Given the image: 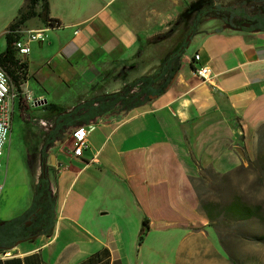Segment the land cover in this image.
<instances>
[{
	"label": "crops",
	"instance_id": "1",
	"mask_svg": "<svg viewBox=\"0 0 264 264\" xmlns=\"http://www.w3.org/2000/svg\"><path fill=\"white\" fill-rule=\"evenodd\" d=\"M48 1L58 24L23 26L47 29L45 40L31 42L30 54L20 56L26 79L10 99L11 132L17 110L36 128V144L28 150L33 189L24 204L12 193L0 196V264H180L198 244L218 245L200 189L209 171L226 174L245 165L264 137V0H214L223 16L196 20L169 87L148 97L135 87L128 94L142 95L126 105L98 99L153 74L182 45L188 30H176L171 44L155 38L177 28L196 0ZM25 3L0 0V53ZM245 21L254 26L224 27ZM203 66L210 80L195 73ZM27 92L38 101L28 102ZM32 107L41 109L39 121L49 130L27 113ZM89 126L88 146L75 156L73 134ZM42 155L49 190L35 204L36 187L40 193L46 188ZM10 170L1 168L0 176L3 191L13 192L21 186ZM46 199L54 200L53 208ZM33 206L44 210L37 224L24 216ZM145 219L149 230L139 243ZM24 232L40 233L26 238Z\"/></svg>",
	"mask_w": 264,
	"mask_h": 264
},
{
	"label": "rangeland",
	"instance_id": "2",
	"mask_svg": "<svg viewBox=\"0 0 264 264\" xmlns=\"http://www.w3.org/2000/svg\"><path fill=\"white\" fill-rule=\"evenodd\" d=\"M38 23H41L39 17H34L27 22V26L33 27ZM215 23L220 24L221 22ZM175 37L164 41L169 42L168 44L175 43L177 41ZM4 43L5 39L2 38L0 49H4ZM185 53L188 57H192L193 46L188 47ZM31 87L32 89L39 88L34 78L31 79ZM15 92L20 94L22 90L17 89ZM27 113L36 121L43 117L41 109L37 110L34 107L28 109ZM35 135L36 128L24 123L17 110L10 142L1 162L4 172L10 165L11 177L17 174L16 186H21V188L13 189V192L7 188L3 191L5 176H0V196L12 193L10 196L19 201V204L26 202L27 192L33 189L32 175L28 166V150L32 149L31 144H36ZM203 184L200 189L202 200L226 204L238 196L248 204H261L264 209V137H259L253 156L248 158L245 165L226 174L209 171ZM215 230L218 245L206 240L197 245L194 256L190 254V258L181 260L180 264H264V219L254 218L239 223L224 221Z\"/></svg>",
	"mask_w": 264,
	"mask_h": 264
},
{
	"label": "trees",
	"instance_id": "3",
	"mask_svg": "<svg viewBox=\"0 0 264 264\" xmlns=\"http://www.w3.org/2000/svg\"><path fill=\"white\" fill-rule=\"evenodd\" d=\"M213 0H196L189 4L180 14L179 20L180 24L188 25L192 20H194L199 14H201V9L209 6ZM212 10L204 15L206 16H218L222 17V13L217 7H212ZM34 17H39L40 21L46 24V26H56L58 21L50 16V7L48 0H26L25 5L21 8L18 17L10 25L8 32L6 34L7 46L5 51L0 53V66L3 67L8 73L11 86L21 90V85L26 79V62L22 61L18 51L14 47V42H16L21 35L16 33L15 30L23 27L27 21ZM177 28H172L165 32L164 34L156 37L155 39L163 38L166 39L170 37ZM176 52H170L157 66L156 71L153 74H147L140 77L138 80L131 83V85L121 92L107 94L104 97L98 99V101H108L111 98L121 101L123 104H128L127 101H133L139 98L142 94L145 97L151 95H158L164 91L172 82L174 72L173 66L176 65ZM176 69V68H175ZM174 69V70H175ZM140 87L141 95H129L128 91H132L135 87ZM156 89H154V88ZM129 88V89H128ZM124 94V95H123ZM128 95V96H127ZM126 96L128 98H126ZM48 177H43L40 180L41 185L46 188L40 193V185L36 187L34 193V203H39L40 198L45 197L48 194L47 188L48 183L46 180ZM39 201V202H38ZM46 206L50 209L54 207V200L46 199ZM33 206L30 210L25 213V217L34 209ZM42 209V207L40 208ZM44 209V208H43ZM201 209L210 221L213 228H217L221 222H245L254 218L264 219V209L261 204H248L244 202L240 197L235 196L232 201L221 204L220 202L212 200H201ZM46 210V209H45ZM44 213V212H43ZM42 213V215H43ZM48 213V212H47ZM48 215V214H47ZM149 230V222L145 219L142 224V229L139 235V243H142L145 239Z\"/></svg>",
	"mask_w": 264,
	"mask_h": 264
},
{
	"label": "built area",
	"instance_id": "4",
	"mask_svg": "<svg viewBox=\"0 0 264 264\" xmlns=\"http://www.w3.org/2000/svg\"><path fill=\"white\" fill-rule=\"evenodd\" d=\"M45 28H38L32 30H25L23 27H20L15 30L16 33L20 34L21 37L14 42V47L18 51V54L21 57L28 56L31 52L30 43L33 41L42 42L46 38ZM26 34V37H23ZM195 60L200 59V55L196 54L194 56ZM195 73L201 77L203 80L211 79V71L209 67L203 66L195 69ZM14 87L11 86V80L6 72V70L0 66V169L2 168L1 159L5 154L6 147L10 140L11 129H12V111L10 108V99L15 96ZM25 98L28 102L35 103L38 100L32 98L31 93L27 92ZM32 122H35L34 119L30 118ZM41 126L49 129L50 125L47 121H39ZM93 126L89 128H79L73 134V146L72 150L75 156H82L84 150L87 148V134L89 130L93 129Z\"/></svg>",
	"mask_w": 264,
	"mask_h": 264
},
{
	"label": "flooded vegetation",
	"instance_id": "5",
	"mask_svg": "<svg viewBox=\"0 0 264 264\" xmlns=\"http://www.w3.org/2000/svg\"><path fill=\"white\" fill-rule=\"evenodd\" d=\"M214 1V0H213ZM250 1V0H249ZM211 4L208 6L210 7L207 11H204V12H201V14H199L194 20H192L188 25H184V24H178L179 26H177V30H188V33L186 34V37H185V40L183 41L182 45L179 46V48H176L174 51L176 52L175 54V57L177 56H180L183 49L185 48V46L187 45L188 43V40L187 38H190L192 36V34H194L198 28H196L197 26V21L199 17H204V15L206 13H208L209 11H211L212 7H216L215 4L213 2H210ZM207 7V8H208ZM219 9V8H217ZM220 10V9H219ZM223 13V12H222ZM206 17V16H205ZM207 17H210V16H207ZM254 26V25H252ZM251 27V26H250ZM175 33V32H174ZM178 54V55H177ZM177 60V59H176ZM140 89V87H139ZM49 130V129H48ZM46 144V142H45ZM49 145V144H47ZM46 146V145H45ZM41 167H42V171L40 173V180L41 178H45L47 176V167H48V164L46 162V159L43 157V155L41 156ZM44 212V210H40L39 207H35L28 215H27V220H30L32 222V224H37L41 221L42 219V213ZM47 213V212H46ZM50 214V213H48ZM50 216V215H49ZM26 228H30L28 226H26ZM40 232H24V234L26 235V238L28 237H33V236H36L38 235Z\"/></svg>",
	"mask_w": 264,
	"mask_h": 264
},
{
	"label": "water",
	"instance_id": "6",
	"mask_svg": "<svg viewBox=\"0 0 264 264\" xmlns=\"http://www.w3.org/2000/svg\"><path fill=\"white\" fill-rule=\"evenodd\" d=\"M214 18H219L218 16H214ZM180 23V20H179ZM178 23V24H179ZM254 21H245L243 22L240 26H234L231 23H226L225 22V28H232V29H236V30H242L244 27H250L254 24ZM176 32V31H175ZM184 55V54H183ZM47 101V100H46ZM49 177V175H47Z\"/></svg>",
	"mask_w": 264,
	"mask_h": 264
}]
</instances>
